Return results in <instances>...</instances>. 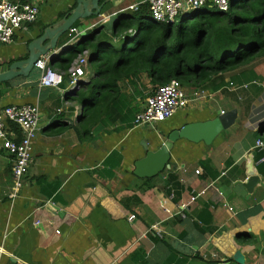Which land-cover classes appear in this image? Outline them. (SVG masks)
I'll return each mask as SVG.
<instances>
[{
	"label": "crops",
	"instance_id": "1",
	"mask_svg": "<svg viewBox=\"0 0 264 264\" xmlns=\"http://www.w3.org/2000/svg\"><path fill=\"white\" fill-rule=\"evenodd\" d=\"M14 1L36 2L38 13L27 32L18 30L10 43H0V71L25 57L27 43L76 5V0ZM143 2L109 0L99 14L71 25L82 26L84 34L77 30L69 38V27L59 36L49 52L56 61L43 57L57 69L66 52L61 48L74 53L84 35L107 30L100 23L110 14L131 13ZM86 66L85 81L92 76ZM249 67L252 79L241 76V67L184 85L191 99L164 121L98 123L91 138L79 135L82 105L66 96L67 83L39 86L37 66L27 76L0 81V107L35 103L40 109L32 161L15 196H10L13 158L0 147V264H233L236 250L244 264H257L264 254V160L259 161L264 145L255 146L257 138L264 141V71L256 62ZM126 82L123 87L131 90ZM136 83L144 94L133 101L139 111L156 86L145 73ZM199 89L203 94L194 96ZM231 108L237 111L234 122L210 142L180 137L162 171L152 177L134 173L135 161L156 150L172 130ZM9 129L19 137L13 124ZM250 154L258 180L248 192L242 182ZM241 234L249 238L240 240Z\"/></svg>",
	"mask_w": 264,
	"mask_h": 264
},
{
	"label": "trees",
	"instance_id": "2",
	"mask_svg": "<svg viewBox=\"0 0 264 264\" xmlns=\"http://www.w3.org/2000/svg\"><path fill=\"white\" fill-rule=\"evenodd\" d=\"M228 2V9L221 10L208 0L177 24L153 20L143 2L131 13L119 12L110 32L102 28L90 32L74 53L60 56L61 87L68 82L67 69L78 53L86 51V68L92 73L79 90L66 91V96L82 105L77 121L80 137L91 138L98 123L119 120L130 125L128 120L138 111L133 101L144 96L136 83L142 73L155 86L171 78L183 85L202 84L241 67L245 79L256 76L249 66L264 56V0ZM125 81L131 90L123 87ZM169 179L179 186L175 174Z\"/></svg>",
	"mask_w": 264,
	"mask_h": 264
},
{
	"label": "built area",
	"instance_id": "3",
	"mask_svg": "<svg viewBox=\"0 0 264 264\" xmlns=\"http://www.w3.org/2000/svg\"><path fill=\"white\" fill-rule=\"evenodd\" d=\"M208 0H145L148 4L150 15L157 22H175L177 16L187 17L191 10L204 5ZM218 9L227 10L228 0H209ZM139 4L133 6V10ZM130 9V8H129ZM38 13V5L32 1L0 0V43H10L16 31L27 32L29 25L35 21ZM77 33L76 27L68 29V36ZM86 51L79 54L67 69L68 82L66 91L79 90L84 79V65ZM35 66L41 69L38 84L41 87L59 88L63 81V72L48 65L47 58L40 57ZM203 90L193 92L194 96H201ZM190 96L184 85L176 78L158 85L155 90L147 96L143 107L136 112L133 125L152 124L170 118L178 109L186 106ZM40 109L35 103L21 105L7 104L0 107V147L13 158L11 175L13 180L10 196H15L17 189L22 185L24 174H26L32 161L33 141L39 129ZM13 124L19 133V137L9 129ZM264 141L260 138L255 140V146L262 148ZM264 160L262 156L259 161ZM198 173L199 170H196ZM202 191L190 196L189 201H194ZM170 197L173 194H169ZM180 214L184 215L183 209L186 204H180ZM133 217V215H131ZM38 223V221H36ZM153 229L157 230L154 226Z\"/></svg>",
	"mask_w": 264,
	"mask_h": 264
},
{
	"label": "water",
	"instance_id": "4",
	"mask_svg": "<svg viewBox=\"0 0 264 264\" xmlns=\"http://www.w3.org/2000/svg\"><path fill=\"white\" fill-rule=\"evenodd\" d=\"M108 1L109 0H76V5L68 15L64 16L62 22L43 28L37 37L27 43V55L25 57L10 62L7 64L5 70L0 71V81H5L18 75L27 76L40 57L46 56L50 63L51 61H56V59L52 58L51 51L57 48V39L59 36L71 27L78 18H84L91 14H99ZM128 11H130V9H128ZM116 20L117 14H110L106 20L100 23V26L105 27L108 32H110ZM82 29L80 25L77 27L80 35L84 34ZM67 48H61L60 53L67 51ZM236 114V109L231 108L227 111L218 112L217 116L212 119L189 122L178 129L172 130L168 134L166 140H164L156 150H146L145 156L135 161L134 173L138 176H154L168 165L170 160V148L176 139L180 137L191 140L202 139L208 143L222 129L227 128L234 122ZM143 146L146 149L144 141ZM246 174L247 179L242 182V185L248 192H251L258 180V176L254 170L252 154L248 156ZM232 262L233 264H244V256L240 250L234 252L232 255Z\"/></svg>",
	"mask_w": 264,
	"mask_h": 264
},
{
	"label": "rangeland",
	"instance_id": "5",
	"mask_svg": "<svg viewBox=\"0 0 264 264\" xmlns=\"http://www.w3.org/2000/svg\"><path fill=\"white\" fill-rule=\"evenodd\" d=\"M214 5V4H213ZM192 11V10H191ZM180 20V16H177L176 18H175V24H177V22ZM72 52H71V50H67L66 52H65V55H70ZM256 64H258L259 65V69H262L263 71H264V56L263 57H260V58H258V59H256ZM254 62H252L251 64H253ZM189 84H191V83H187V84H185L184 83V85H186V86H189ZM257 264H264V254H263V256H261L259 259H258V263Z\"/></svg>",
	"mask_w": 264,
	"mask_h": 264
}]
</instances>
